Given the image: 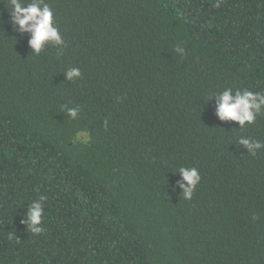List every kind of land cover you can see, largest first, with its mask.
<instances>
[{"label":"trees","instance_id":"trees-1","mask_svg":"<svg viewBox=\"0 0 264 264\" xmlns=\"http://www.w3.org/2000/svg\"><path fill=\"white\" fill-rule=\"evenodd\" d=\"M44 2L64 44L39 54L0 3V264H264V147L238 143L264 111L238 128L210 97L264 92V0Z\"/></svg>","mask_w":264,"mask_h":264},{"label":"clouds","instance_id":"clouds-1","mask_svg":"<svg viewBox=\"0 0 264 264\" xmlns=\"http://www.w3.org/2000/svg\"><path fill=\"white\" fill-rule=\"evenodd\" d=\"M0 3H3L8 11L12 28L18 33L29 34L28 45L32 52L39 54L46 43L57 46L64 44L60 30L54 22L53 10L44 0H0ZM176 51L183 53L184 49L178 47ZM65 75L68 80L79 78L81 70L72 67L65 71ZM210 97L215 98L218 119L238 122V128L252 124L257 115L264 111V92H255L246 88L234 90L229 87ZM66 110L73 119L79 111L76 107ZM238 143L247 148V152L252 155L256 154L257 149L264 147L260 141L243 136L239 138ZM178 172L182 180L176 183L183 189L184 198L191 199L196 185L201 180L199 171L196 167H181ZM45 199L46 197L41 196L38 200L32 201L26 208V219L21 221L34 234L43 232L41 223Z\"/></svg>","mask_w":264,"mask_h":264},{"label":"water","instance_id":"water-1","mask_svg":"<svg viewBox=\"0 0 264 264\" xmlns=\"http://www.w3.org/2000/svg\"><path fill=\"white\" fill-rule=\"evenodd\" d=\"M79 136H81V137H82V136H85V134H84V133H81V134H79ZM85 140H86V138H85Z\"/></svg>","mask_w":264,"mask_h":264}]
</instances>
